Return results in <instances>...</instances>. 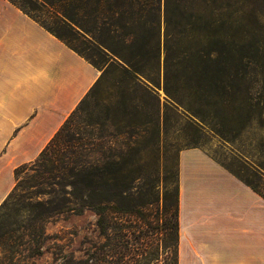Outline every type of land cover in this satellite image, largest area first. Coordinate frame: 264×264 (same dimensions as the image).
<instances>
[{
	"label": "rangeland",
	"instance_id": "1",
	"mask_svg": "<svg viewBox=\"0 0 264 264\" xmlns=\"http://www.w3.org/2000/svg\"><path fill=\"white\" fill-rule=\"evenodd\" d=\"M73 15V32L57 23L63 41L99 79L67 118L63 167L47 176L37 159L21 166L15 184L24 196L0 222L40 253L18 264H90L93 243L101 264H176L181 150L201 148L264 190V0H148L135 19L108 16V29ZM71 179L84 199L100 187L101 231L96 214L64 192ZM60 198L80 212L55 210Z\"/></svg>",
	"mask_w": 264,
	"mask_h": 264
},
{
	"label": "crops",
	"instance_id": "2",
	"mask_svg": "<svg viewBox=\"0 0 264 264\" xmlns=\"http://www.w3.org/2000/svg\"><path fill=\"white\" fill-rule=\"evenodd\" d=\"M99 79L85 56L0 0V204ZM177 264H264V198L203 149L178 156Z\"/></svg>",
	"mask_w": 264,
	"mask_h": 264
},
{
	"label": "trees",
	"instance_id": "3",
	"mask_svg": "<svg viewBox=\"0 0 264 264\" xmlns=\"http://www.w3.org/2000/svg\"><path fill=\"white\" fill-rule=\"evenodd\" d=\"M15 6H17L21 11L31 17L33 20L42 25L46 30L55 35L57 38L63 41V39L67 36L66 33L59 31V29H63L58 24H62L65 27H69V30H73V26H78L75 19V15L73 12H76L84 15L87 19H90V23L93 25L94 29L100 28H110L115 24V19H108V16H122L128 15L130 19H135L141 16L142 13L146 10L148 0H9ZM61 2H65L66 6L62 11L57 9ZM39 13V14H37ZM49 14L52 18V25L47 24L45 22L44 16L42 14ZM118 19V18H117ZM58 20V21H57ZM114 21V22H113ZM113 22V23H112ZM61 26V25H60ZM73 32V31H72ZM64 42V41H63ZM69 46V45H68ZM65 122L59 128V130L54 134V136L49 140L46 146L39 153L37 159V164L39 167H43V174L47 176H51L54 172H58L59 168L63 167L65 154L60 151L62 142V137L64 131L67 129L68 124ZM70 140L65 141V146L68 149ZM66 151V150H65ZM45 163L48 166H45ZM70 162H67L68 167ZM23 166V165H22ZM21 167V166H20ZM17 167L15 169V176L17 170L20 168ZM48 167V168H47ZM71 175V173L69 174ZM236 175V174H235ZM237 176V175H236ZM239 177V176H237ZM240 178V177H239ZM243 182H245L248 186H250L255 192L261 195L264 198V190L258 188L257 185L247 182L240 178ZM55 184L59 185L58 182ZM70 186L69 192L64 191L65 193H69L72 198L75 200H79L81 204L89 207L97 216L96 218V226L99 228V231L103 229L104 226V215L103 210L105 203L101 198L100 187L97 185H90L89 194L84 199L83 195L80 193L74 192L75 183L71 179L68 181ZM18 184H15L13 189L7 195V197L2 201L0 206V211L6 207V205L17 197H23L24 193L19 191ZM67 201V200H66ZM69 201V200H68ZM65 208V198H60L57 202L58 212H62L63 210H72L73 212H80V209L74 210L73 208ZM178 204L177 198L175 203V209L173 212L174 215V232L176 236V241L178 237ZM17 228L13 227L11 222H0V253H2L0 257V264H3L4 261H7L8 264H18V261L24 257H33L37 256L40 253H34L35 248L30 245L29 239H25L26 234L16 235ZM28 237V236H27ZM23 238V239H22ZM25 239V240H24ZM40 236L34 237L31 239L32 243H36L39 241ZM24 247L22 250L21 247ZM27 250V253H23V250ZM39 252V251H38ZM176 255H177V242H176ZM90 264H101L102 261V248L100 245L96 243L92 244V251L89 255ZM177 264V263H176Z\"/></svg>",
	"mask_w": 264,
	"mask_h": 264
}]
</instances>
